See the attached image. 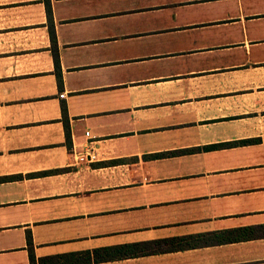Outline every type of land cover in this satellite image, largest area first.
Returning a JSON list of instances; mask_svg holds the SVG:
<instances>
[{
  "label": "crops",
  "instance_id": "0c3cea01",
  "mask_svg": "<svg viewBox=\"0 0 264 264\" xmlns=\"http://www.w3.org/2000/svg\"><path fill=\"white\" fill-rule=\"evenodd\" d=\"M0 264H264V0H0Z\"/></svg>",
  "mask_w": 264,
  "mask_h": 264
},
{
  "label": "built area",
  "instance_id": "2783aa9c",
  "mask_svg": "<svg viewBox=\"0 0 264 264\" xmlns=\"http://www.w3.org/2000/svg\"><path fill=\"white\" fill-rule=\"evenodd\" d=\"M89 137L90 134L87 133ZM76 159L80 164H91L98 160V154L94 148L87 147V149L83 152L76 154Z\"/></svg>",
  "mask_w": 264,
  "mask_h": 264
},
{
  "label": "trees",
  "instance_id": "16d2710c",
  "mask_svg": "<svg viewBox=\"0 0 264 264\" xmlns=\"http://www.w3.org/2000/svg\"><path fill=\"white\" fill-rule=\"evenodd\" d=\"M57 65L59 66V63H58V59H57ZM244 143V142H243ZM245 143H247V142H245ZM218 146H216V147H210V148H217ZM29 245H31V242L29 241Z\"/></svg>",
  "mask_w": 264,
  "mask_h": 264
}]
</instances>
